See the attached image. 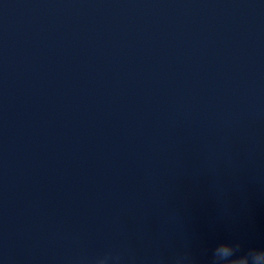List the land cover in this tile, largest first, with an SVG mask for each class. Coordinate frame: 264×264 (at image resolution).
<instances>
[{
	"label": "water",
	"instance_id": "obj_1",
	"mask_svg": "<svg viewBox=\"0 0 264 264\" xmlns=\"http://www.w3.org/2000/svg\"><path fill=\"white\" fill-rule=\"evenodd\" d=\"M264 247V0H0V264H207Z\"/></svg>",
	"mask_w": 264,
	"mask_h": 264
},
{
	"label": "clouds",
	"instance_id": "obj_2",
	"mask_svg": "<svg viewBox=\"0 0 264 264\" xmlns=\"http://www.w3.org/2000/svg\"><path fill=\"white\" fill-rule=\"evenodd\" d=\"M120 260L109 252L93 258L89 264H120ZM175 264H192V261L185 255L177 257ZM207 264H264V247L245 249L238 240L220 242L212 249Z\"/></svg>",
	"mask_w": 264,
	"mask_h": 264
}]
</instances>
